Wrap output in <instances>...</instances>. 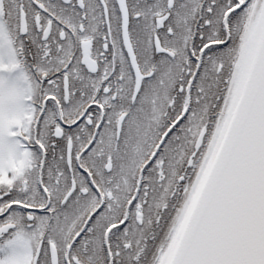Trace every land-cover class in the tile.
<instances>
[{
    "label": "snow or ice",
    "instance_id": "snow-or-ice-1",
    "mask_svg": "<svg viewBox=\"0 0 264 264\" xmlns=\"http://www.w3.org/2000/svg\"><path fill=\"white\" fill-rule=\"evenodd\" d=\"M0 264H264V0H0Z\"/></svg>",
    "mask_w": 264,
    "mask_h": 264
}]
</instances>
